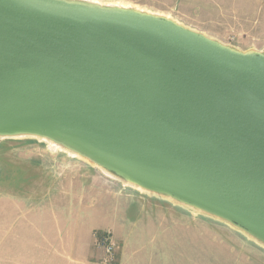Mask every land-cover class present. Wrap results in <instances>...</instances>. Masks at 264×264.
<instances>
[{
    "label": "water",
    "instance_id": "95a60500",
    "mask_svg": "<svg viewBox=\"0 0 264 264\" xmlns=\"http://www.w3.org/2000/svg\"><path fill=\"white\" fill-rule=\"evenodd\" d=\"M0 136H35L264 244V51L91 0H0Z\"/></svg>",
    "mask_w": 264,
    "mask_h": 264
},
{
    "label": "rangeland",
    "instance_id": "374dc122",
    "mask_svg": "<svg viewBox=\"0 0 264 264\" xmlns=\"http://www.w3.org/2000/svg\"><path fill=\"white\" fill-rule=\"evenodd\" d=\"M91 1L160 14L238 50L264 51V0ZM51 146L35 136H0V264H48V252L59 264H103L97 245L103 233L119 248L122 240L130 241L126 257L118 263L116 247L111 264H264V244L232 224ZM81 163L92 165L97 181L107 179L109 196L86 195L79 202L72 197L68 203L53 198L40 204L21 198L47 194L54 183L51 172L74 170ZM132 189L140 196L128 197ZM164 203H173L171 212ZM138 213L142 219L131 222ZM91 239L98 252L94 260L68 252L69 242Z\"/></svg>",
    "mask_w": 264,
    "mask_h": 264
},
{
    "label": "crops",
    "instance_id": "0c3cea01",
    "mask_svg": "<svg viewBox=\"0 0 264 264\" xmlns=\"http://www.w3.org/2000/svg\"><path fill=\"white\" fill-rule=\"evenodd\" d=\"M14 147V146H12ZM11 147V148H12ZM73 158V157H72ZM72 158H69V160H71ZM65 161V165H70L71 163L74 162H67ZM37 163V162H36ZM70 163V164H69ZM66 168H70L68 166H66ZM52 175L54 176V183H53V188H49L47 190V194L42 195V196H37L36 198L33 197V195L27 196V197H21V198H27V199H31L36 201L37 204H40V202L45 203V202H50L53 198H58V200L64 201L65 203L70 202V199L73 198H77V202H79V199H84V197L86 195H90V197H96V196H100L102 193L107 194V196H109V192H108V186H107V179H104V181H97V175L94 174L93 171V167L91 164H87V163H81L80 165H76V169L72 170V169H68L65 170L62 173H56V172H51ZM138 191H134V189L130 190V193H134V194H130L127 195L128 197L131 198V196H134L135 194L137 196ZM12 194V193H11ZM121 197H124V194L122 193H118ZM12 195H16V194H12ZM147 195V194H146ZM18 196V195H16ZM107 196H105L107 198ZM115 197H117L116 195H114ZM150 196V195H147ZM131 200V199H130ZM164 200V199H163ZM133 200L131 205H133ZM170 208V212L172 210V206L173 203H164L163 205H167ZM165 209V208H163ZM51 210V209H49ZM40 215V213H39ZM141 214H135L134 217L132 216V220H130L131 222L133 221H137L139 219H142ZM77 227V225H76ZM111 230L113 231V233L115 232V234L117 233V231L119 230V228H117L116 226H114L113 228H111ZM130 241L127 240H122V246L121 248H119V244H117V260L118 263L121 261V259L125 258L126 256V252L124 250L125 246L129 243ZM68 252L71 254H81V255H85L87 257L88 260H94L97 256H98V252L96 251V248L94 247V242L93 239L87 241V242H83V241H72L69 242L68 246H67ZM55 253H58L57 251ZM48 258H50L48 260V264H59L58 261L55 262V260H57L54 257L50 255V253H47ZM56 257H58L59 255H55ZM122 264V263H121Z\"/></svg>",
    "mask_w": 264,
    "mask_h": 264
},
{
    "label": "built area",
    "instance_id": "2783aa9c",
    "mask_svg": "<svg viewBox=\"0 0 264 264\" xmlns=\"http://www.w3.org/2000/svg\"><path fill=\"white\" fill-rule=\"evenodd\" d=\"M97 245L102 248L104 255L102 256L101 262L103 264H111L115 261L116 256V245L112 242L110 239V236L108 234L103 233L99 235Z\"/></svg>",
    "mask_w": 264,
    "mask_h": 264
},
{
    "label": "bare ground",
    "instance_id": "6f19581e",
    "mask_svg": "<svg viewBox=\"0 0 264 264\" xmlns=\"http://www.w3.org/2000/svg\"><path fill=\"white\" fill-rule=\"evenodd\" d=\"M50 144L52 145L51 147L53 148H61L59 145H57L56 143H53L50 141Z\"/></svg>",
    "mask_w": 264,
    "mask_h": 264
}]
</instances>
